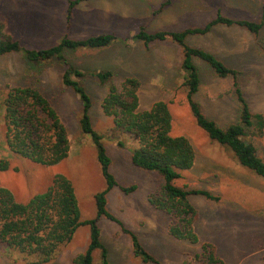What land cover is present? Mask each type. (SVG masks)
<instances>
[{
  "label": "rangeland",
  "instance_id": "rangeland-1",
  "mask_svg": "<svg viewBox=\"0 0 264 264\" xmlns=\"http://www.w3.org/2000/svg\"><path fill=\"white\" fill-rule=\"evenodd\" d=\"M68 0H0V37L17 39L28 48H46L66 34L81 39L97 33H112L115 39L101 48H76L62 52L65 63L49 59L36 65L27 63L20 52L0 55V186L24 203L42 192L54 174H62L72 185L79 219L95 215L94 194L105 186L96 160V147L79 129L80 103L77 95L61 84L66 64L83 76L77 79L90 97L92 129L109 159L108 171L118 186L135 185L122 192L113 186L105 193V210L132 230L142 247L156 262H142L132 254L129 238L118 225L104 216L97 222L99 240L106 249L107 264H182L210 243L223 264H262L264 257V177L240 166L231 150L207 137L194 122L185 101L181 48L166 39L143 44L131 36L143 28L181 30L201 26L218 11L234 19L260 20L264 0H80L72 6L66 27ZM162 5V6H161ZM185 43L214 54L227 66L238 70V86L251 113L264 118V22L257 36L242 26L214 25L203 35H191ZM199 78L193 98L205 117L220 128L238 118V104L230 77H218L201 59L193 58ZM109 71L110 82L122 90L125 78L137 81L138 108L147 109L163 101L170 114L171 136H184L194 152L189 169L178 171L174 184L186 190L201 189L216 200L188 195L195 210L192 230L196 242L178 240L167 233L170 217L155 209L147 195L160 184L155 172L132 166L129 161L134 141L115 129L112 119L100 108L107 84H99L97 71ZM32 85L55 110L63 124L69 149L54 165H41L8 150L4 142L2 100L8 88ZM256 155L264 160V127L260 136H245ZM121 141L123 145H118ZM88 242L87 225H79L69 241L57 247L51 259L34 263L33 258L0 243V264H72V258ZM92 263L100 264L99 250L92 251Z\"/></svg>",
  "mask_w": 264,
  "mask_h": 264
},
{
  "label": "trees",
  "instance_id": "trees-1",
  "mask_svg": "<svg viewBox=\"0 0 264 264\" xmlns=\"http://www.w3.org/2000/svg\"><path fill=\"white\" fill-rule=\"evenodd\" d=\"M80 0H68L65 13L66 27L69 24L72 6ZM162 6V5H161ZM264 22V2L261 4L260 20L234 19L223 16L218 11L201 26L185 27L181 30H156L146 32L143 28L131 36L144 45L170 39L181 48L180 66L183 69V84L186 87L185 101L195 124L207 137L219 145L229 148L237 163L260 177H264V160L256 155L254 146L244 140L245 136H260L264 118L260 113H251L238 86V70L227 66L211 52L185 43L191 35H203L214 25H238L257 36ZM115 36L112 33H98L81 39L69 38L63 34L58 41L46 48H28L17 39L0 37V55L20 52L24 60L36 65L49 59L63 63L64 50L76 48H101L109 44ZM193 58L204 61L218 77H230L233 94L238 104V118L225 128L218 127L212 119L205 117L193 98L198 90L199 78ZM99 84H107V92L101 100L100 108L105 116L112 119L115 129L127 134L135 146L130 151L132 166L155 172L160 184L155 192L147 195V201L155 209L167 213L170 221L167 233L175 239L196 242L192 230L195 210L188 201V195L198 194L207 199L218 197L206 190H186L174 184L178 171L189 169L194 161V152L188 140L182 136H171L170 114L163 101L153 102L147 109L138 108L136 94L137 81L125 78L122 90L118 91L110 82V72L97 71L94 74ZM83 76L75 67L66 64L61 74V84L69 87L80 103L79 129L88 134L96 147V160L105 186L94 194L95 215L80 220L79 211L71 183L62 174L52 176L50 184L42 192L32 195L26 202H16L5 187L0 186V243L33 258L34 263L49 261L57 247L70 240L79 225H87L88 242L84 250L72 258V264H93L92 251L99 250L100 264H107L106 249L99 240L97 220L104 216L116 223L121 232L129 238L132 254L142 262H156L139 243L136 234L123 226L121 221L105 210V193L113 186L129 193L135 185L118 186L108 171L109 159L100 142V135L91 127L89 110L90 97L77 79ZM4 142L8 150L22 158L41 165H54L68 153L69 144L65 128L55 110L32 85L8 88L2 100ZM118 145H123L121 141ZM2 168V165H0ZM182 264H223L210 243H202L200 251L194 253ZM262 264H264V257Z\"/></svg>",
  "mask_w": 264,
  "mask_h": 264
},
{
  "label": "crops",
  "instance_id": "crops-1",
  "mask_svg": "<svg viewBox=\"0 0 264 264\" xmlns=\"http://www.w3.org/2000/svg\"><path fill=\"white\" fill-rule=\"evenodd\" d=\"M98 34V33H97Z\"/></svg>",
  "mask_w": 264,
  "mask_h": 264
}]
</instances>
